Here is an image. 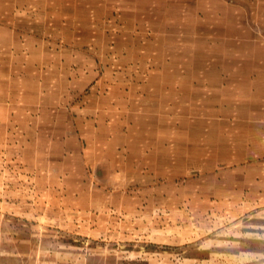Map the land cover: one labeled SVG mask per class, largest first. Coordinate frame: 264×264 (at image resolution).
I'll return each mask as SVG.
<instances>
[{
	"label": "rangeland",
	"instance_id": "rangeland-1",
	"mask_svg": "<svg viewBox=\"0 0 264 264\" xmlns=\"http://www.w3.org/2000/svg\"><path fill=\"white\" fill-rule=\"evenodd\" d=\"M0 264H264V0H0Z\"/></svg>",
	"mask_w": 264,
	"mask_h": 264
}]
</instances>
